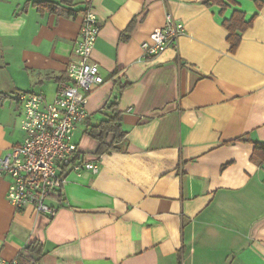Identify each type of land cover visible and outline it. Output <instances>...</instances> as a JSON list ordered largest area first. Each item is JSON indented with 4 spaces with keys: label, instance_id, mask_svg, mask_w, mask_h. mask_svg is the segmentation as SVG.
I'll use <instances>...</instances> for the list:
<instances>
[{
    "label": "crops",
    "instance_id": "0c3cea01",
    "mask_svg": "<svg viewBox=\"0 0 264 264\" xmlns=\"http://www.w3.org/2000/svg\"><path fill=\"white\" fill-rule=\"evenodd\" d=\"M224 0H0V158L22 142L19 93L48 100L67 81L83 13L101 33L104 83L74 142L97 174H70L49 219L16 210L0 178V253L22 264H264V7ZM55 3L54 12L36 4ZM264 6V5H263ZM252 25L235 52L223 22ZM176 48L143 58L167 14ZM115 102L125 139L97 156L88 136ZM85 153L89 154L86 158ZM39 243L42 253L28 251Z\"/></svg>",
    "mask_w": 264,
    "mask_h": 264
},
{
    "label": "built area",
    "instance_id": "2783aa9c",
    "mask_svg": "<svg viewBox=\"0 0 264 264\" xmlns=\"http://www.w3.org/2000/svg\"><path fill=\"white\" fill-rule=\"evenodd\" d=\"M80 32L73 45V60L66 68L67 81L61 83L55 97L19 93L22 107L20 130L22 142L0 158V178H8L6 199L16 210L32 209L36 215L53 219L57 209L51 201L62 199L63 187L70 174H97L98 160H85L74 142L79 124L88 118L89 97L103 85L99 68L91 60L101 26L88 9L83 13ZM164 27L156 29L141 46L143 58H154L169 48H176L184 26L172 14ZM0 264H19L0 253Z\"/></svg>",
    "mask_w": 264,
    "mask_h": 264
},
{
    "label": "trees",
    "instance_id": "16d2710c",
    "mask_svg": "<svg viewBox=\"0 0 264 264\" xmlns=\"http://www.w3.org/2000/svg\"><path fill=\"white\" fill-rule=\"evenodd\" d=\"M233 4L231 0H226ZM256 6L258 10L264 7L263 3L256 1ZM219 5L224 9L226 5L224 0H208L206 5ZM39 11L54 12L57 7L53 2H44L36 4ZM253 20V19H252ZM252 20L245 22V15L241 12H234L229 20L223 22V27L229 33L228 42L230 44V51L235 52L241 40L242 33L249 29L252 25ZM107 113L104 114L103 119L97 124L90 127L88 131V136L96 142L97 150L96 155L102 156L115 152L117 146L121 143L126 136V133L122 131L120 113L117 111V106L115 102L110 103L106 108ZM254 155L264 158V144L255 145ZM28 251L36 252L38 254L42 253V246L39 243L30 244L27 248ZM22 264V260L18 261Z\"/></svg>",
    "mask_w": 264,
    "mask_h": 264
},
{
    "label": "rangeland",
    "instance_id": "374dc122",
    "mask_svg": "<svg viewBox=\"0 0 264 264\" xmlns=\"http://www.w3.org/2000/svg\"><path fill=\"white\" fill-rule=\"evenodd\" d=\"M84 155L86 156V158H89V156H90V155H89V154H87V153H85Z\"/></svg>",
    "mask_w": 264,
    "mask_h": 264
}]
</instances>
